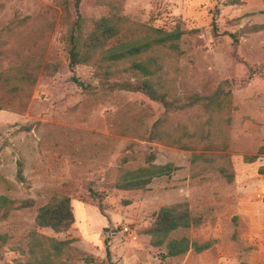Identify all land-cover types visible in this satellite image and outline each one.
I'll return each instance as SVG.
<instances>
[{"label": "rangeland", "instance_id": "obj_1", "mask_svg": "<svg viewBox=\"0 0 264 264\" xmlns=\"http://www.w3.org/2000/svg\"><path fill=\"white\" fill-rule=\"evenodd\" d=\"M62 1L0 0V43L22 54L41 49L45 61L60 64L55 77H39L25 112L0 110V197L35 202L34 207L14 209L6 217L0 211V234L7 236L0 264H25L32 231L59 241L74 240V247L104 264L107 250L115 264H163L144 231L162 207L182 203L192 213L205 209L206 222L177 231L171 238L185 236L199 243L213 239L216 245L165 264H264V162L247 173L251 206L241 210L228 191L221 195L228 205L216 203L219 181L228 183L233 178L231 183L236 182L239 162L234 165L232 156L243 154L249 163L264 154V146L260 147L264 109L250 111L246 106L264 93V29L258 30L264 26V0L81 2L84 37L100 18L110 15V5L116 3L121 4V15L134 22L169 32L177 27L186 31L179 52L160 53L165 67L162 81L171 96L181 98V105L198 95L210 96L223 82H230L226 88L231 93L230 111L211 117L220 129L194 144L180 131H191L210 118L201 105L168 111L143 94L108 91L95 77L93 66L81 64L71 71L69 51L78 16L75 0H67L68 12ZM232 35L240 40L237 57ZM157 121L163 123L160 139L149 141ZM244 132L247 141L238 142ZM180 145L194 148L183 150ZM194 157L191 177L200 179L188 181L178 171ZM150 160L172 166L169 175L153 178L158 183L156 192L116 189L119 179L147 167ZM19 163L24 183L17 180ZM56 193L71 197L75 214L72 228L61 234L40 230L35 224L39 208ZM94 194L103 199L109 219L100 214Z\"/></svg>", "mask_w": 264, "mask_h": 264}, {"label": "trees", "instance_id": "obj_2", "mask_svg": "<svg viewBox=\"0 0 264 264\" xmlns=\"http://www.w3.org/2000/svg\"><path fill=\"white\" fill-rule=\"evenodd\" d=\"M81 2L82 0H75L73 6L78 18L73 27L74 34L71 37L69 51V66L72 72H75V68L81 64L93 66L95 77L103 81L108 91L143 94L163 104L168 111L174 112L201 105L210 118L202 124H196L191 131L185 133L180 131L181 135L185 134L190 138L192 144L199 138L209 139L220 129L211 117L226 110L230 111L231 93L226 91L230 82H223L210 96L198 95L195 99L188 100L186 104L181 105V98L171 96L167 91L168 85L162 81L161 76L165 74V67L160 53L166 50L179 52L180 43L186 31L177 27L169 32L134 22L121 15V4L118 6L116 3L110 5V15L100 18L91 34L84 37L81 35ZM68 6L67 0L62 1V8L65 12H68ZM262 29L264 26L258 28V30ZM232 37L236 52L240 40L235 35ZM235 54L237 57V52ZM59 69V63L45 61V52L41 49H30L27 54H22L15 49L7 48L5 42L0 43V110L18 114L25 112L29 107L39 77L42 75L55 77ZM73 80L79 86H83L75 77ZM213 126L215 130L212 131ZM162 127V121H157L147 139L153 142L159 140ZM175 144L178 145L179 141ZM193 148V145H180V149L183 150ZM196 158L192 159V169ZM19 164L17 180L24 183L23 164ZM171 171V165L158 166L154 164V160H150L147 167L140 168L119 179L116 189L122 191L147 190L153 178L169 175ZM232 181L233 178H228V183ZM92 198L97 202L96 206L100 214L109 219L103 199L100 196L96 197L95 194ZM34 205L35 202L31 199L12 201L0 197V211H3V217L14 209L32 208ZM154 217L153 224L144 232L150 237L151 247L159 251L158 257L163 264L190 252L201 254L213 246V241L199 243L185 236L179 239L171 238L172 234L177 231L203 226L207 218L205 209L192 213L188 204H175L162 207ZM74 223L72 199L59 193L54 194L48 204L39 208L35 218L38 228L50 229L55 234L68 232ZM6 243L7 236L0 234V250ZM73 243L74 240L59 241L38 231H32L29 234L25 264H104L98 261L95 255L74 247ZM106 253L107 264H115L111 259L110 251L107 250Z\"/></svg>", "mask_w": 264, "mask_h": 264}, {"label": "crops", "instance_id": "obj_3", "mask_svg": "<svg viewBox=\"0 0 264 264\" xmlns=\"http://www.w3.org/2000/svg\"><path fill=\"white\" fill-rule=\"evenodd\" d=\"M262 93V91H261ZM246 106L248 107V109L250 111H252L253 108H257V109H260V110H263L264 109V93L262 95H259V96H254L252 97L250 100H248L246 102ZM252 113H257V111H253ZM263 114L261 112V118H263ZM252 119H256V117L254 115H251ZM264 122V121H263ZM237 125V124H236ZM256 132V131H255ZM253 132V134L255 133ZM248 137H246V133L244 132L239 138H238V142L239 140L240 141H247ZM237 140V138L233 139V144H235V141ZM264 145H261L260 147H262ZM262 157L259 158L258 162H245L244 161V155L241 154L240 156H238L237 154H235L234 156H232V161H233V164L235 165L236 162H239L237 163L238 164V169L236 170V182L234 183H220L221 181H219V184L220 186L218 187V190L220 191V197L218 199V202H216L219 206H226L228 205L229 201L228 199L227 200H224L223 197L221 196L225 191H228L230 193L233 194V197H232V201H235L237 200V203L236 204H239L241 208V210H244L243 207H249L251 206V199L249 198V194L246 192L249 186V182H248V172L251 171H254L256 168L254 167H260L259 164H261L263 161L264 162V154L261 155ZM237 159V160H235ZM191 169H192V160L186 165V167L184 169H180L178 171V174H183L185 175L186 177L189 178L188 181H194V180H197V179H200V177H195V178H192L191 177ZM212 176H220V175H212ZM205 183V182H204ZM157 181L153 180L147 187V190H150V192H156V186H157ZM256 191H258L256 189ZM240 216L242 214V212L240 211ZM242 218V216H241ZM219 219V217H218ZM40 230H48V229H44V228H40ZM50 230V229H49ZM213 239H209L207 241H211ZM207 241H204V242H207ZM214 241V244L213 246L210 248L212 249L216 243H215V240ZM209 249V250H210ZM208 251V250H206ZM205 252V251H204Z\"/></svg>", "mask_w": 264, "mask_h": 264}]
</instances>
